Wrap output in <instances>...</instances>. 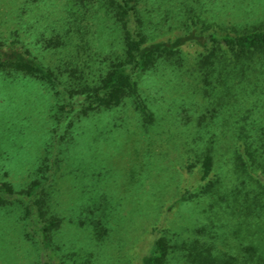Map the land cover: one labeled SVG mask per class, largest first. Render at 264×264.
Instances as JSON below:
<instances>
[{"label": "rangeland", "instance_id": "374dc122", "mask_svg": "<svg viewBox=\"0 0 264 264\" xmlns=\"http://www.w3.org/2000/svg\"><path fill=\"white\" fill-rule=\"evenodd\" d=\"M136 1L149 42L264 21V0ZM0 40H15L52 68L60 91L72 70L93 80L122 50L118 26L97 0H0ZM203 49L192 38L179 61L138 74L151 123H143L131 98L79 119L75 110L61 116L45 83L0 72V181L19 191L39 177L48 183L51 213L61 217L48 241L31 198L15 194L0 206V264H143L160 235L170 242L199 236L237 252L262 243L264 214L239 225L220 196L231 188L240 124L254 136L264 130V61L223 85L213 78L208 84L197 66ZM207 149L218 193L194 192ZM44 163L49 170L40 174ZM17 198L29 205L28 216ZM99 221L106 231L97 239ZM168 264L186 263L171 255Z\"/></svg>", "mask_w": 264, "mask_h": 264}, {"label": "trees", "instance_id": "16d2710c", "mask_svg": "<svg viewBox=\"0 0 264 264\" xmlns=\"http://www.w3.org/2000/svg\"><path fill=\"white\" fill-rule=\"evenodd\" d=\"M116 22L121 34L122 50L108 67L99 72L93 80L77 71L70 72V80L65 81L63 91L59 77L52 68L41 64L35 56L23 50L15 40H0V72H17L33 77L54 90L59 99L58 111L61 116L74 111L79 119L89 113L101 109L119 106L126 98L133 100L143 123H151V110L141 98L138 90L137 76L154 67L159 61H179L180 47L192 38L203 46L197 60L202 71L204 82L210 84L212 78L218 84H225L232 75H244L246 69L260 65L264 61V21L251 27H231L229 29L211 30L209 26L198 33L191 32L174 40L148 41L141 27L136 0H97ZM63 94V95H62ZM62 95V97H60ZM244 123L239 128V143L231 157V188L220 196L225 201V209L238 214V224H249L251 218H259L264 214V130L258 136L250 133ZM201 163L200 178L194 192L207 194L218 193L216 184L220 176L214 170V159L210 150H206L199 158ZM57 164V159L52 160ZM51 164V165H52ZM49 164H41L37 172L42 174L49 170ZM48 183L35 177L24 188L15 191L7 181H0V206L12 203L16 194L31 198V207L36 214L41 235L50 239L51 232L61 224V217L51 213L49 209ZM216 190V191H215ZM23 204L22 199L17 198ZM26 216L29 205L23 204ZM240 219V220H239ZM95 238H100L106 231L99 221L93 225ZM261 232L264 228L260 226ZM201 233L202 230H199ZM262 243H250L241 246L237 251L221 250L212 242L198 237L170 242L163 236H157L147 254L142 258L143 264H168L171 255H178L186 264H264V236Z\"/></svg>", "mask_w": 264, "mask_h": 264}]
</instances>
